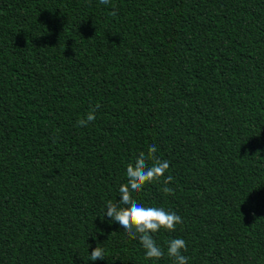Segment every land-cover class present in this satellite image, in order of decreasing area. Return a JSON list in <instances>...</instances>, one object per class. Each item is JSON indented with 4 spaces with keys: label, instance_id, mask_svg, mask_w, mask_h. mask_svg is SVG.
Returning <instances> with one entry per match:
<instances>
[{
    "label": "trees",
    "instance_id": "trees-1",
    "mask_svg": "<svg viewBox=\"0 0 264 264\" xmlns=\"http://www.w3.org/2000/svg\"><path fill=\"white\" fill-rule=\"evenodd\" d=\"M152 144L174 194L134 195L183 219L157 243L264 264V0H0V264H172L103 219Z\"/></svg>",
    "mask_w": 264,
    "mask_h": 264
},
{
    "label": "clouds",
    "instance_id": "clouds-1",
    "mask_svg": "<svg viewBox=\"0 0 264 264\" xmlns=\"http://www.w3.org/2000/svg\"><path fill=\"white\" fill-rule=\"evenodd\" d=\"M99 3L109 5L110 0H99ZM112 14L116 15V12L113 11ZM100 107L99 103L91 107L84 118L77 120L76 126L83 128L93 123ZM158 151L156 144L149 145L146 151L139 153L134 163L127 165L126 182L119 186L115 200L106 201L103 219L107 218L110 224H118L123 235L137 240L144 251L145 260L159 261L167 255L172 264H188L189 257L184 255L187 252V243L183 238L168 239L166 248L158 244L155 239V236L161 232H175L177 226L183 223L182 217L162 206L142 204L134 195L142 192L146 185L152 183H162L163 193L174 194V189L168 186L172 183L173 177L166 175L170 161L159 157ZM104 257L105 252L102 247L91 248L90 261H103Z\"/></svg>",
    "mask_w": 264,
    "mask_h": 264
}]
</instances>
